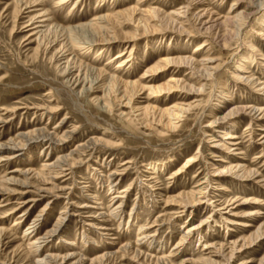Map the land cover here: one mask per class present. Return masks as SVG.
<instances>
[{"label":"rangeland","instance_id":"374dc122","mask_svg":"<svg viewBox=\"0 0 264 264\" xmlns=\"http://www.w3.org/2000/svg\"><path fill=\"white\" fill-rule=\"evenodd\" d=\"M72 1L66 0L65 3L64 0H43L44 3L38 5L31 15L46 10L50 24L57 27V30L69 29L67 37L80 46H84V43L91 39L92 34L88 29L76 28V26L97 16L102 17L111 10L132 6L135 2V0H80L73 4ZM249 1L243 0L238 5V10L245 7ZM19 2L20 0H0V117L5 120L0 122V142H6L10 138L15 139L18 132L39 126H45L51 131L53 125L63 117L66 118L63 120L61 131L72 128L74 130H71V137L61 148L63 152L55 149L50 153L49 149H45L44 142L30 144L24 150L16 148L7 150L8 154L22 152V155L0 162V178L2 175L16 173L12 171L15 169H38L39 164L45 159L52 160L56 154L67 153L75 144L88 139H99V143L81 156H74L75 166L68 178L66 176L51 180L59 186L71 188L69 193L67 189L54 190V194L58 197L43 212L41 226L35 232L49 227L57 216H62L58 212L64 205L69 207V211L66 214L63 230L51 237L47 246L40 251L34 253L33 249L27 248L28 238L22 235L27 223L42 207L43 200H39L25 218L17 223H14L16 213L1 216L14 203L0 207V229H3L0 234V262L34 264L35 259L44 252L58 253L61 256L66 252H73L75 256L63 260L61 264H70L72 261H76L72 264H89L90 259L102 254H105V258L101 264H154L155 258L160 256L165 258L164 264H194L201 255L219 261V257L214 254L218 246L222 244L227 248L232 240L240 243L242 236L264 231V227L263 229L259 227L264 222V85L261 84L264 82V65H259V62L264 64L262 60L264 57L248 53L252 46L257 45L264 55V37L260 35L264 34L263 7L255 8V3L253 4L252 11L243 26L239 28L236 37L231 33L226 34V48H222L220 43L222 41L213 40L209 34H195L189 37L173 27H168L163 33L145 34L140 38L141 40L134 41L133 59L128 63L129 67L118 70L129 73L132 80H138L149 64L158 57L166 55L175 56L179 53L186 56L193 55L198 60L207 53L209 57L216 59L208 65H218L217 70L209 77L203 78L198 92L178 89L171 93L163 92L156 97H151L146 89L139 93L141 99L135 106L146 103L156 105L158 108H170L174 103L196 105V108H188L189 111L185 114L186 120L181 123L178 130L160 136L154 130L148 133L149 135L141 134L142 127L138 124L135 126L128 120L129 117L133 119L136 112L125 116L120 114V111H107L99 107L94 97H99L101 91L86 95L76 93V89L71 91L64 78L56 71L53 61L49 59L50 53H45L36 41H29L30 38H26L28 33L23 23L29 19V15H19ZM149 2L155 3L172 15L177 13L174 10L179 7L182 0H149ZM232 2L233 0H199L195 7L187 8L186 15L182 16L181 20H188V23H184V27L191 30L195 25L197 29L194 13L203 8L211 10L213 18L223 16ZM122 30L127 29L122 28ZM203 39H207L208 42L204 44L205 46L199 47ZM117 44L119 46L104 45L106 48L103 47L101 53L98 52L101 46L87 50L83 47L80 48L81 50L77 49L75 53L82 63L112 73L116 69V62L128 55V50H122L124 43ZM131 44L133 43L127 42L126 46ZM196 47H199L197 52L191 54ZM176 48L181 50H175ZM116 52H123L125 55L121 59L109 61ZM242 57L248 62L243 63ZM250 69L254 72V76L259 78L258 83L249 84L235 78V73L244 74ZM175 70L178 72L171 75ZM170 76L182 82H189L188 80L196 77L186 64L177 66L170 63L165 70L153 75L152 80L148 81L150 78L148 77L144 84L148 86L162 83ZM48 89L52 91L51 96L44 94ZM224 94L227 98H224ZM45 104L51 107L58 106L61 109L54 118L47 119L41 116ZM19 106L30 108L8 110ZM236 107H244L245 110L229 112ZM251 107L256 111H250ZM120 110L129 112V109L123 107ZM212 120V126H207ZM228 121L230 123H227ZM234 123L231 130L236 138L231 142L237 144H231V147L237 149L226 152L218 144L223 141L221 131L229 132L230 130L225 128L226 125L232 126ZM154 128L159 129L157 126ZM260 154L262 155L258 157ZM187 157H194L197 162L185 168L184 172L173 176L172 173ZM219 158L223 161H218ZM167 160L169 161L166 167L155 174L151 172L152 168L140 165L142 162ZM127 161L126 174L115 186L118 191L129 186L121 213L116 218L107 216L110 197L105 177L106 169L109 165L112 168L121 167L122 163ZM236 163L244 164L245 169H252L253 172L257 170L258 173H251L245 176V179L229 172L226 175L215 173L211 176V174L210 177L207 176L209 180H204L206 181L204 191L209 192V197H214L213 199L218 203H232L227 208L232 209V212L240 215L244 211L251 213L254 212L253 209L258 208L259 215L237 216L234 218L236 224H229L233 230L225 232L222 219L218 214H212L214 210L211 211L212 207L206 205L208 202L205 200V203L169 219L175 207H166L165 201L178 193H187L199 184L202 174L197 178L198 180L192 177L197 169H208L212 172L213 168ZM209 165H213V168ZM95 170L100 171L101 179H95ZM14 175L21 177L20 174ZM32 178L33 183H41L39 175H34ZM84 183L86 187H83ZM48 184L50 183L45 185ZM152 184L156 188L150 189L149 186ZM13 187L18 189L17 186ZM2 198L0 195V200ZM255 198L259 200L258 203L251 204L250 202ZM244 200L248 203L235 206ZM82 204L89 206L82 207ZM75 212L79 216L74 215ZM129 213L130 218L127 221ZM132 217L133 220L130 221ZM205 217H208L207 220L199 226L202 237L200 240V235L196 233L187 241L179 240L181 225L197 224ZM216 219H218L217 224L214 223ZM244 223L248 226H243ZM94 225L106 227L107 234H100L101 231ZM139 227H146V232L153 235L152 243L155 246L139 243L137 240ZM203 241L206 245H210V248H206ZM249 245L242 246L240 251L233 249L227 264H257L259 259L264 263V258L262 259L264 233ZM248 260L250 262L245 263Z\"/></svg>","mask_w":264,"mask_h":264},{"label":"bare ground","instance_id":"6f19581e","mask_svg":"<svg viewBox=\"0 0 264 264\" xmlns=\"http://www.w3.org/2000/svg\"><path fill=\"white\" fill-rule=\"evenodd\" d=\"M80 0H73V4ZM243 0H233L230 7L226 10L223 16L213 18V12L211 10H207L203 8L199 12H195V23L198 25L197 29L195 25L188 30L184 27V23L188 20H181L182 16L186 15L187 8L195 7L199 0H182V3L179 4V7L174 10L177 11L175 14H169L163 11L159 6L155 5V3H150L149 0H135L132 6L123 8L121 10H111L109 13L104 14V16H100L97 18H92L86 23H82L76 28H86L92 34L91 39L88 42H85L84 46H80L79 44H75L71 42V40L67 37V32L69 29L61 28L57 30V27L50 24L49 19L47 18V11L42 10L38 11L31 15L32 11L36 10V7L39 5L41 6L44 2L43 0H20V6L18 9V13L26 14L28 16V20L23 23V27L27 30L26 38H30L29 41H36L37 45L43 48V51L49 52L50 57L49 59L55 66L56 71L59 75H61L67 87L70 90L76 89V93L82 94H90L95 93L97 91H101L100 96H95V100L99 104V107L104 108L107 111H120V114L128 116V114H132L131 112H136L137 114L133 116V119L129 121L134 123L136 126L137 124L142 127L141 134L149 135L153 130L160 136L168 135L169 131H176L186 120L187 112L189 111L188 108H196V105H192L193 103H174L170 108H158L156 105H151L149 103L135 106L136 103L139 101L140 92L144 89L148 91L151 97H156L159 94H163V92L171 93L174 91L180 90H195L200 91L201 88V81H203L204 77H209L213 71L217 70L218 65H208L210 62H215L216 59L209 57L206 55H202L200 59H195L193 55L186 56L182 54H177L175 56H162L158 57L155 61L149 64L146 67V70L138 77V80H132L130 78L129 73L119 72L120 68L129 67L127 66L130 60L133 59L132 54V46L135 44V40H141L145 34H154V33H163L167 31L168 27H173L176 31H180L184 33L186 36H194L195 34L203 35L209 34L213 38V40L222 41L220 43L222 48H226V34L231 33L233 36L236 37V34L240 27L243 26L245 23L246 18L250 14L253 9V4L255 3V8H264L263 0H250L248 4H245V7L238 10V5ZM66 3V0H64ZM196 4V5H195ZM74 7V5H73ZM180 9H184L186 11H179ZM181 14V15H180ZM193 14V15H194ZM174 15V16H173ZM125 28L127 30H122ZM63 31V32H60ZM180 33V34H182ZM66 34V35H64ZM64 35V36H63ZM264 37V34H260ZM33 36V37H32ZM63 36V37H62ZM232 36V37H233ZM33 38V39H32ZM236 39V38H235ZM33 41V42H34ZM127 42H132L133 44L126 46ZM208 42L207 39H203L202 44L199 47L205 46ZM117 43H124L122 50H128V55L123 58L125 55L123 52H116L113 54L109 61L111 60H119L116 62V69L112 71V73H106L101 68H94L93 65L88 63H82L79 58H77L76 50L85 47L87 49H92L95 46H101L99 51L102 48H106L104 45L109 44H116L113 46H119ZM199 47L192 50L191 54L197 52ZM181 50L176 48L175 50ZM81 50V49H80ZM101 53V52H100ZM249 54H254L256 56H262L261 50L258 48L257 45L252 46L251 49L248 51ZM264 60V59H262ZM243 63H247L248 61L241 58ZM175 64L177 66L186 64L191 72L194 73L196 76L193 80H188L189 82L174 78L170 76L168 80L158 84H151L145 86V80L148 81L153 79V75L158 74L162 70L170 64ZM259 65H264L263 63L259 62ZM237 70H239L236 67ZM119 70V71H118ZM246 70V69H244ZM178 71L175 70L171 73L176 74ZM243 73V72H242ZM242 73H235L234 76L239 81H245L249 84L258 83L259 78L254 76V72L250 69V71ZM242 74V75H241ZM146 75V76H145ZM245 75V76H244ZM190 79V78H188ZM254 79V80H253ZM264 85V82L261 83ZM79 87V88H78ZM44 94H49L51 96L52 91L47 90ZM148 95V94H147ZM224 98H227V95H223ZM145 98V97H144ZM147 98V97H146ZM99 101V102H98ZM97 104V105H98ZM213 106V105H212ZM30 108L28 106H19L14 107L12 109H8L9 111H15V109L19 108ZM129 109L127 113L125 110H120V108ZM42 108V107H41ZM214 108V107H213ZM61 108L51 107L45 104L43 107V111L41 112V116L43 115L45 118H54L56 113L59 112ZM245 110L244 107L241 108H233L230 109L229 112H237ZM250 111H256L255 108L251 107ZM259 111V110H257ZM66 117L60 119V121L56 122L53 125V129L50 131L45 126H39V128H33L25 132H18L16 134V138H10L6 142H0V162L3 160L12 159L22 155V152L8 154L6 153L7 150L16 148L17 150H24L30 144H38L41 142L45 143V149H49L50 153H52L55 149H59L65 146V142H67L68 138L71 137V130H62L63 120ZM5 120L0 117V122H4ZM212 121L208 122L207 126H212ZM227 123H230L229 121ZM157 126L156 129L154 128ZM235 123L231 125H226V129L230 130L229 132H223L222 142H218V144L222 147L223 151L229 152L230 150H236L237 148L231 147V144H237L231 142L232 139H235V135L232 134V128ZM232 129V130H231ZM73 132V131H72ZM97 143H99V139H88L84 142L77 143L73 146V148L68 151L67 153H58L56 154L52 160L45 159L39 164L38 169H25V170H12L16 171V173H11L10 175H2L0 178V195L3 197L0 200V207L5 206L10 203H14L12 207L8 210L4 211L1 216L11 215L16 213V217L14 223H17L23 220L26 214L33 209V207L39 202V200H43L42 207L35 212L32 216L30 221L27 223L26 228L23 233L24 238H28L26 241V247L33 249L34 253L40 251L42 248L47 246L51 237L56 236L63 230L65 226L64 221L66 220V214L69 211L68 206H63L62 210H59L58 214L62 216H57L55 221L49 226L44 228L42 231L35 232L38 227L41 226V217L43 216V212L46 208L50 207L51 204L55 202V198L58 195L54 194V190H68L70 191L69 186H59L56 183H52V179H58L59 177H66L72 173L73 167L75 166V158L74 156H81L82 153L87 151L89 148L94 147ZM105 143V142H104ZM106 144V143H105ZM108 145V144H106ZM113 146V145H112ZM24 147V148H23ZM48 152V151H47ZM63 152V151H61ZM2 153H6L1 155ZM48 154V153H47ZM262 154L258 155L261 156ZM167 161H150L148 163H141L140 165L148 166L152 168V173L158 172L159 170H163L166 165ZM218 161H223V159H218ZM197 160L194 157H187L185 158L183 164L179 166L172 175L176 176L181 172L185 171V168H189L193 166ZM126 163H122L121 167L112 168L109 164L108 168L105 172L107 187L109 189V206L107 210V216H113L114 218L118 217L121 213V208L124 203V199L128 193V187L126 189H122L120 191L117 190L116 184L122 179V177L126 174ZM223 163V162H222ZM209 167L213 168V165H209ZM245 165L241 163L236 164H229V165H221V167H217L216 169L213 168L214 171L210 172V170H200L197 169L194 175L192 176L194 179L198 180L199 176L202 177L199 179V184H197L194 188L190 189L187 193H178L175 197L167 198L165 201V206H172L174 211L169 219L172 217L179 216L183 211L187 209H192L198 206L199 204L205 203L207 200L208 203L206 205H210L211 211L214 210L212 213L213 215L218 214L219 218L222 219V222L225 225V232L229 230H233L229 224L232 223L236 224L234 218L237 216H246L247 214L259 215L260 211L258 208L253 209L251 213L243 212L240 215L232 212V209H227L228 206L232 205V203L228 204L227 202L218 203L217 200L209 197V192H205V182L204 180H209L210 175L214 176L215 173L217 175H226L228 172L233 173L236 177L245 179V176H249L251 173H258L257 170L253 172L252 169H245ZM92 169H94L92 167ZM99 170H95V179H101ZM14 174H20L21 177L16 176ZM34 175H39L40 182L39 184L33 183L31 178ZM171 175V176H172ZM98 176V177H97ZM170 176V177H171ZM207 176H209L207 178ZM260 177V175H258ZM36 178V177H35ZM33 179V178H32ZM64 179V178H63ZM259 181V180H258ZM46 183H50L45 185ZM83 183V182H82ZM13 186H17L18 189H15ZM83 187H86V184H83ZM150 189L156 188L154 185L149 186ZM253 192V191H252ZM207 193V194H206ZM88 194V193H87ZM86 194V196H88ZM94 197V196H92ZM5 201V202H4ZM258 199L255 198L251 204H257ZM245 200L236 204L242 205L247 204ZM89 206L87 204H82V207ZM234 205L232 206V208ZM223 210V212H221ZM237 212V211H236ZM225 214L232 215L226 216ZM74 215L79 216L77 212ZM106 215V213H105ZM0 216V217H1ZM130 213L128 214V219ZM209 217V216H208ZM208 217L200 219L197 224L193 225H181L182 228L180 232V238L182 242L189 240L193 234H199V240L201 237V230L200 225L203 224ZM121 218V217H120ZM107 219V218H106ZM109 220V219H108ZM133 220V217L130 221ZM215 224L218 223V219L214 221ZM88 224V223H84ZM120 224V223H119ZM118 224V225H119ZM260 224V223H259ZM103 225V223H102ZM96 225H94L95 227ZM243 226H248L247 223H244ZM210 227V225H209ZM261 229L264 227V222L259 225ZM97 230L99 229L101 232L100 234H107L105 232L108 230L106 227L97 226L95 227ZM149 228V227H147ZM41 230V229H40ZM3 229H0V234ZM264 231L256 232V233H249L247 236H242L240 239V243L237 240H232L228 247L218 246L214 254L219 257V261L215 259H211L209 257H202V255L194 261V264H227L228 260L232 254L233 249H237L240 251L242 246L248 247L250 246L251 242L256 239L259 235L263 234ZM110 234V233H109ZM28 235H31L29 237ZM229 235V233H228ZM152 236L146 232V227H139L137 233V240L139 243L144 244L147 243L148 245L152 243ZM205 237V236H203ZM239 238V237H238ZM229 239V237H228ZM236 239V238H235ZM205 240V239H204ZM68 243H72L66 240ZM181 242V243H182ZM228 243V242H227ZM210 244V243H209ZM212 244V243H211ZM238 244V245H237ZM247 244V245H246ZM154 245V244H153ZM203 245L205 246L206 243L203 241ZM155 246V245H154ZM179 246V245H178ZM226 246V245H225ZM158 248V247H157ZM155 248V249H157ZM161 248V247H160ZM178 248V247H177ZM206 248H210V245H206ZM213 248H215L213 246ZM225 250L226 253H225ZM31 251V250H30ZM159 251V250H158ZM210 251V250H208ZM213 251V250H211ZM32 252V253H33ZM213 254V252H212ZM108 255V254H107ZM155 255V254H154ZM215 255V256H216ZM75 256L73 252H66L64 255H58L55 253L44 252L43 255L39 256L38 259H35L34 264H61L63 260ZM150 256V255H149ZM160 256V255H159ZM154 257V256H153ZM212 257V256H211ZM105 258V254L98 255L92 259H90L89 264H94V262H99ZM135 258V256H134ZM216 258V257H215ZM264 256L262 257V259ZM163 259L165 258H155L154 264L163 263ZM167 259V258H166ZM76 261H72L70 264L75 263ZM250 262L245 261V263ZM103 263V262H102ZM0 264H4L0 262ZM257 264H264L261 263V259L257 262Z\"/></svg>","mask_w":264,"mask_h":264}]
</instances>
